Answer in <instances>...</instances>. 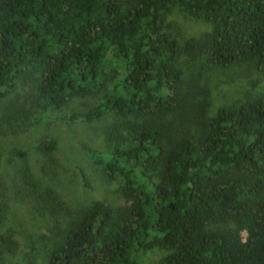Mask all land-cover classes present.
Returning <instances> with one entry per match:
<instances>
[{
    "label": "trees",
    "instance_id": "16d2710c",
    "mask_svg": "<svg viewBox=\"0 0 264 264\" xmlns=\"http://www.w3.org/2000/svg\"><path fill=\"white\" fill-rule=\"evenodd\" d=\"M176 9L212 31L183 47L166 31ZM230 69L264 78V0H0V141L112 116L108 151L79 146L119 185L118 206L71 207L58 137L0 142V264H141L155 249L157 264H264V92L208 115V75ZM30 152L40 173L25 162L7 182L5 156ZM11 202L38 223L23 241Z\"/></svg>",
    "mask_w": 264,
    "mask_h": 264
},
{
    "label": "rangeland",
    "instance_id": "374dc122",
    "mask_svg": "<svg viewBox=\"0 0 264 264\" xmlns=\"http://www.w3.org/2000/svg\"><path fill=\"white\" fill-rule=\"evenodd\" d=\"M166 31L176 37L184 47L203 38L212 31V27L205 21L193 19L181 10L176 9L167 19ZM240 70L216 71L208 75L211 102L208 115L210 117L214 116L223 107L240 105L255 95L264 92L263 77L254 70L250 71L251 74L245 69ZM202 84H204L203 80ZM93 103L94 100L91 98L77 99L62 111H53L51 115L58 117L69 115L72 112H83ZM112 120L113 117L108 116L100 122L79 121L67 123L52 118L39 129L26 134L23 139L14 140L8 137L0 142L5 150L13 147L30 150L34 143L42 138L58 137L59 150L54 158L57 170L61 175L62 189L60 192L66 202L75 208L84 206L91 200H105L114 206H118V183L109 181L100 168L90 164L83 156L79 146V142H84L102 151H108L107 128L111 125ZM39 160H41L40 156H37L34 152H30L25 161L6 155L2 165L6 181L12 180L13 170L16 169V166L25 162L34 169L35 173L39 174ZM80 168L88 176L90 187L85 186ZM10 211V221L12 220L10 224L19 228L18 238L20 241H23V233L38 229L37 221L25 207L11 202ZM244 237L246 238V234ZM165 255V252L155 249L145 256L139 254L138 259L141 264H157ZM11 264L20 263L15 259Z\"/></svg>",
    "mask_w": 264,
    "mask_h": 264
}]
</instances>
